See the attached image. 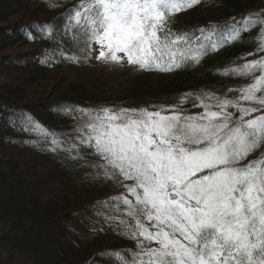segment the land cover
Returning a JSON list of instances; mask_svg holds the SVG:
<instances>
[{
  "label": "trees",
  "instance_id": "16d2710c",
  "mask_svg": "<svg viewBox=\"0 0 264 264\" xmlns=\"http://www.w3.org/2000/svg\"><path fill=\"white\" fill-rule=\"evenodd\" d=\"M7 1L0 5V264H122L123 257L130 264L138 242L122 224L119 190L95 173V152L77 142L84 109L179 107L200 90L232 96L257 75L240 73L264 57L261 26L217 46L205 37L226 35L253 14L264 19V0H218L203 12L170 15L168 28L187 38L179 45H198L192 55L201 56L171 72L92 63V43L74 16L84 0ZM19 45L31 46L25 56L6 53ZM69 221L76 238L58 241V225Z\"/></svg>",
  "mask_w": 264,
  "mask_h": 264
},
{
  "label": "snow or ice",
  "instance_id": "6c2138e0",
  "mask_svg": "<svg viewBox=\"0 0 264 264\" xmlns=\"http://www.w3.org/2000/svg\"><path fill=\"white\" fill-rule=\"evenodd\" d=\"M199 2L84 0L74 16L89 44L98 45V60L171 72L184 60L201 59L177 48L187 38L167 25L171 14ZM245 73L259 74L242 90L243 100L264 107V98H257L264 93V59L244 64ZM202 107L192 116L176 109L104 108L86 125L83 142L112 170L105 175L133 182L124 186L134 201L117 198L128 207L132 238L139 241L130 264H264V154L248 159L264 152V114L249 118L258 109L228 100L217 111Z\"/></svg>",
  "mask_w": 264,
  "mask_h": 264
},
{
  "label": "rangeland",
  "instance_id": "374dc122",
  "mask_svg": "<svg viewBox=\"0 0 264 264\" xmlns=\"http://www.w3.org/2000/svg\"><path fill=\"white\" fill-rule=\"evenodd\" d=\"M217 1L218 0H200V2L198 4H196L195 6H193L191 8H188V9L189 10H199V11L203 12L210 5L216 3ZM8 3H10V2H8L7 0H0V5H5V6L8 5L9 6ZM15 4L16 5L20 4V1H17ZM249 20L256 21L257 23H255V24H260L259 23L260 21H264V19H261L257 14H253L252 16H250ZM249 20H247L244 24H241L240 26L233 27L232 31L226 35L225 34H218L217 36H215L214 34L207 35L205 37V42H207L208 44H211L212 46H217L221 41H223L225 36H226V38L237 37L240 34L239 30L244 28L247 25V22ZM249 26H251V25H248L247 27H249ZM260 26H261V32H262V34H261V46L264 47V26H262L261 24H260ZM237 33H239V34L237 35ZM176 47L179 48L181 51L187 52L188 55H192V54L197 53L199 48H200L198 45L184 46V47L177 45ZM30 48H31V46H28V45L11 46L9 48V51L6 53L12 54V56L23 57L29 51ZM99 51H100V49H99L98 45L93 41L91 44V51H90V60L92 63L101 62V63L108 64L110 67L116 66V67H123L124 68V67L130 66L126 60L120 64H117L115 62H110V61L109 62L100 61L97 59ZM180 59L181 58L179 56H177V62H179ZM262 59H264V57ZM111 71H113V70H111ZM62 72L65 76H70L71 78L72 77H74V78L83 77V75H78L77 73L73 72L72 70H63ZM114 73H116V72H114ZM258 74L259 73H257V75ZM253 80H254V78L251 80V82L249 84L240 86L238 88V90L236 91V93L231 90L230 95H232V96H229V95L222 96V95L213 93L212 91H209V90L197 91L193 94L195 99L192 102V104H187V103L185 104V105H193L192 108L186 107L185 105L178 107V104H175V105H171V106L159 105V106H155L153 108L148 107V106H144V105H138L135 107H124V108H117L114 110L119 111L121 109H137V110L147 109L149 111H157V110H161V109H176L179 112V114H181V115L192 116V115H200V114H202L203 111H205V108L202 107V105L207 106L208 110L217 111V110H219L217 108L218 103L223 102L224 100L231 101V102L235 103L238 107H242V108H256V109L264 108L261 105L256 104L254 101H245L242 98V90L244 88L248 87L251 83H253ZM5 81H6L5 78L0 76V83L5 82ZM257 98L258 99L264 98V93H258ZM178 100H181V99H178ZM104 108L105 107L85 108L84 109L83 115L79 119V127H78V135H77V142L79 144L86 146V143L83 142L85 140L86 135H87L86 125L90 122L92 116H94L98 113H102V110ZM228 111L233 114L234 118H237L238 114L236 113V109L230 108V109H228ZM164 114H171V113L166 112ZM260 114H264V112L257 113V114L254 113L253 117H249V118H254L255 116L260 115ZM92 150L95 152L94 149H92ZM262 154H264V152L256 153L250 160L257 159L258 156H260ZM103 164H104L103 160L98 157V162H97V165L95 167V173L100 174L103 178L106 179L108 177L105 175V172L106 171L111 172L112 170H110V169L106 170L104 167H102ZM110 180L112 183H114L117 186V189L119 190L118 195H120V197H122V196L127 197V198L132 199L134 201V198L128 194L127 188L124 186L125 184H127L128 186H132L133 185L132 181H123L122 178L118 174L114 175L113 178ZM106 199H108V197H106ZM118 201H119L118 207L121 206L123 208V213H122L123 218H121L122 224L126 228L125 231L128 233V236L132 238L131 229L134 227V220L127 215L128 207L126 205H123L119 199H118ZM141 219L143 221V218H141ZM143 222L147 226V222L146 221H143ZM88 226H89V223L86 222L84 225H82L81 228H83V227L87 228ZM72 227H73L72 221L59 224L58 228L57 229L55 228L57 231V235H58L57 236L58 241H65V242H67L68 240L70 242L74 241L77 234L73 230ZM84 230L85 229H82L81 232L83 233ZM134 240L139 243V241L137 239H134ZM149 246L150 247H156L155 244L149 245Z\"/></svg>",
  "mask_w": 264,
  "mask_h": 264
},
{
  "label": "bare ground",
  "instance_id": "6f19581e",
  "mask_svg": "<svg viewBox=\"0 0 264 264\" xmlns=\"http://www.w3.org/2000/svg\"><path fill=\"white\" fill-rule=\"evenodd\" d=\"M171 15H172V14H171ZM180 61H181V59H180ZM180 61H179V62H180Z\"/></svg>",
  "mask_w": 264,
  "mask_h": 264
}]
</instances>
